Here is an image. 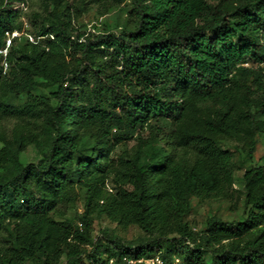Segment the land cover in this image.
Masks as SVG:
<instances>
[{"label": "trees", "instance_id": "obj_1", "mask_svg": "<svg viewBox=\"0 0 264 264\" xmlns=\"http://www.w3.org/2000/svg\"><path fill=\"white\" fill-rule=\"evenodd\" d=\"M81 1L0 0V264H264V0H129L119 33L76 27ZM40 120L45 148L25 161L18 129ZM225 137L249 160L244 215L198 231L192 198L234 181ZM103 217L144 235L94 238Z\"/></svg>", "mask_w": 264, "mask_h": 264}, {"label": "rangeland", "instance_id": "obj_2", "mask_svg": "<svg viewBox=\"0 0 264 264\" xmlns=\"http://www.w3.org/2000/svg\"><path fill=\"white\" fill-rule=\"evenodd\" d=\"M75 2L77 6L82 5L81 0H69ZM31 7L28 10L29 13L39 10L40 6L33 2H29ZM85 10L81 11L79 15L74 19V25L78 28H87L88 30L95 29L97 31H110L113 33H119L125 23L126 15L129 10V0L122 4H113L109 7H104L99 4H95L86 0L84 5ZM75 14L77 13L74 10ZM42 14V11H40ZM31 15V14H30ZM29 17L24 18L25 26L27 31H31L32 27L28 22ZM53 88L46 85L40 84L35 89V94L48 95L52 92ZM24 99V97H22ZM19 102L20 100H16ZM44 128L45 122L40 120L31 124L26 128H20L21 133L27 137V144L22 149V157L25 161L35 160L40 156V153L44 146ZM5 130L10 138H13L15 124L8 122L5 125ZM222 146L230 149L234 154V161L236 163V169L234 172V181L228 190L223 195H211L208 197H194L191 200V210L186 217V221L189 222L190 226L198 231L206 228L207 220L211 217H217L218 219L231 222L240 220L244 215V168L243 164L248 165L249 160L241 152L242 144L234 137H225L222 140ZM135 142H131L130 146H133ZM131 148V147H130ZM5 147L0 144V156L5 155ZM264 155V139L258 137L256 151L254 152V163H258L261 157ZM86 190L81 189L78 186L72 185L69 188V194L76 196L77 203L75 208H71L69 217L74 218L77 213L83 210L84 198ZM80 210V211H79ZM115 231L120 237L127 241H134L141 238L143 232L135 226H131L127 229H122L117 224L111 222L107 218H93V230L92 237H102L104 231ZM25 264H32L27 261Z\"/></svg>", "mask_w": 264, "mask_h": 264}, {"label": "built area", "instance_id": "obj_3", "mask_svg": "<svg viewBox=\"0 0 264 264\" xmlns=\"http://www.w3.org/2000/svg\"><path fill=\"white\" fill-rule=\"evenodd\" d=\"M22 33L18 32V31H14L12 33H7L8 35V39H7V48L11 45L12 43V39L14 37L20 36ZM30 40L33 41V37H29ZM7 48L5 50L2 51V53H4L5 55L7 54ZM124 264H167L165 263L160 257H156L153 259H129L127 257H125L123 259ZM179 261L176 260V263H178ZM107 264H116L115 259H110Z\"/></svg>", "mask_w": 264, "mask_h": 264}]
</instances>
